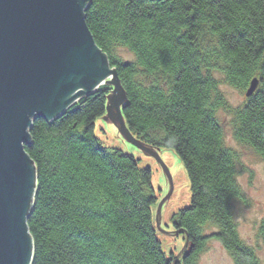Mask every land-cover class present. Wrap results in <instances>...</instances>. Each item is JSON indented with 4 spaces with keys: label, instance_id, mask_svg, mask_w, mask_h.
I'll list each match as a JSON object with an SVG mask.
<instances>
[{
    "label": "trees",
    "instance_id": "1",
    "mask_svg": "<svg viewBox=\"0 0 264 264\" xmlns=\"http://www.w3.org/2000/svg\"><path fill=\"white\" fill-rule=\"evenodd\" d=\"M85 16L117 70L129 130L174 152L185 169L191 204L171 219L190 239L181 264H197L212 239L235 264H260L234 221L241 196L237 158L217 118L212 70L238 90L260 79L236 113L235 137L264 158V0H91ZM121 48L134 62L117 56ZM103 89L83 99L77 112L54 124L40 120L31 130L26 150L38 168L28 219L32 264H172L155 228L152 169L94 137L110 94ZM260 230L264 238V222Z\"/></svg>",
    "mask_w": 264,
    "mask_h": 264
},
{
    "label": "water",
    "instance_id": "2",
    "mask_svg": "<svg viewBox=\"0 0 264 264\" xmlns=\"http://www.w3.org/2000/svg\"><path fill=\"white\" fill-rule=\"evenodd\" d=\"M90 2L0 0V264L33 262L27 221L38 188L37 166L24 145L32 143L28 128L36 115L50 123L81 99L103 88L115 89L107 95V116L127 142L155 158L173 181L158 154L162 149L150 148L133 135L122 116L127 99L117 70L85 21ZM259 85L255 77L246 96H253ZM172 193L171 189L159 203L156 224L160 232L185 236L187 251L190 239L185 230L161 228L163 207Z\"/></svg>",
    "mask_w": 264,
    "mask_h": 264
},
{
    "label": "rangeland",
    "instance_id": "3",
    "mask_svg": "<svg viewBox=\"0 0 264 264\" xmlns=\"http://www.w3.org/2000/svg\"><path fill=\"white\" fill-rule=\"evenodd\" d=\"M117 54L123 61L134 62V55L127 49L121 48L117 51ZM212 72L218 81V91L215 97L220 100L221 104L217 116L224 129L225 146L231 149L237 158V181L241 196L235 201L233 210L236 229L243 243L254 251L259 263L264 264V238L260 230L264 222V158L254 148L239 142L235 137L236 113L247 104V91L243 92L227 85L220 69H213ZM96 126L99 135L101 134L100 130L107 133V135L101 134L106 146L122 149L123 141L126 139L122 136L114 119L106 116V118L99 119ZM127 143L129 144V142ZM136 149L128 150L126 147L124 148L131 154L138 155L137 157L142 160V167L150 166L152 169L153 185L159 197V202L154 207V214L156 215L159 203L170 192V185L167 184L168 178L164 175L165 171L162 169L161 164L155 158ZM159 152L163 162L171 170L170 173L175 183V191L170 199L165 202L162 211V227L164 230L172 232L175 228L171 219L178 211L183 207L186 208L185 206L189 204L191 197L189 181L178 157L171 155L174 152L170 150H160ZM161 238L164 244L163 250L167 257L172 260L171 263L180 264L183 257L174 256L184 251L185 236L177 237L161 233ZM189 251L187 250V253ZM184 253L186 254V251ZM197 264H234V260L220 241L212 239L208 242L205 251L199 256Z\"/></svg>",
    "mask_w": 264,
    "mask_h": 264
},
{
    "label": "bare ground",
    "instance_id": "4",
    "mask_svg": "<svg viewBox=\"0 0 264 264\" xmlns=\"http://www.w3.org/2000/svg\"><path fill=\"white\" fill-rule=\"evenodd\" d=\"M91 3V2H90ZM89 7V6H88ZM84 14H86V11H84ZM85 21H86V17H85ZM86 24H87V22H86ZM88 26V25H87ZM91 32V31H90ZM106 90H109V91H115V89H112V88H105ZM248 90V89H247ZM247 90H241V91H243V92H245V91H247ZM98 92H101L102 94H104L105 92H104V89H101V90H99V91H97V92H95V93H93L92 95H90V96H93L94 94H96V93H98ZM106 95V94H105ZM107 96V95H106ZM89 97V96H88ZM83 101V99H81L78 103H74L71 107H69L68 109H67V111L65 112V113H63V114H61V115H59V116H57L52 122H48L43 116H39V115H36L35 117H34V119L32 120V123H33V125H32V127H29L28 128V133L31 135V130L33 129V127H34V125H35V123H37L38 121H40V120H43V121H45V123H47V124H54V122L55 121H57L58 119H60V118H62L64 115H66V114H71V113H75V112H77L78 111V107L80 106V103ZM107 101V100H106ZM107 103V102H106ZM123 109H122V113H123ZM106 116H107V114L105 113L101 118H106ZM122 116L124 117V119H125V115H124V113L122 114ZM101 118H99V119H101ZM217 118H218V116H217ZM98 119V120H99ZM97 120V121H98ZM126 121V120H125ZM117 127H119L118 125H117ZM95 130L93 131V134H94V137L97 139V140H99L100 142H101V144H103L105 147H106V145H105V143L103 142V139H102V137H101V134H105V135H107V133H104V132H102V130H100L101 131V134L99 135L98 134V130H97V126H95V128H94ZM32 137V136H31ZM94 138V139H95ZM142 142H146V141H143L142 139H140ZM73 141V139H72V137H70V144L72 145V142ZM124 142V144H122V149L121 148H117V149H119V150H122V152H123V154H126L128 157H132V158H134V160H135V162H137L138 160H140V165L142 164V160L140 159V158H138L137 156H135L134 154H131V152H128V151H126V150H124V148L126 147V149H128V150H135L137 147H135L134 145H131L130 143L128 144L127 142H126V140L125 141H123ZM33 143V142H32ZM32 143L31 144H28V143H26L25 145H24V150H25V153L28 155V157L31 159V160H33L32 158H31V156L29 155V153L27 152V150H26V146H31L32 145ZM78 143L77 142H75L74 141V145H77ZM107 147H110V146H107ZM124 147V148H123ZM129 147V148H128ZM150 148H153V149H155L153 146H149ZM80 148H81V146L79 147V151H80ZM113 148H116V147H113ZM132 148V149H131ZM136 150H139V148H137ZM156 150V149H155ZM140 152H143V151H141V150H139ZM159 155H160V153H158ZM162 155H163V153H161ZM171 155H173L174 157H176V154L175 153H172ZM172 156V157H173ZM34 161V160H33ZM139 162V161H138ZM37 166V165H36ZM168 169H169V167H167ZM175 168V167H174ZM169 171L171 172V170L169 169ZM179 171V170H178ZM172 173H173V171H172ZM164 175H166V178H169L168 177V175L167 174H165L164 173ZM172 179H173V177H172ZM37 180H38V168H37ZM168 180V182H167V184H169L170 185V190L172 189L173 190V192L175 191V183H174V180L173 181H171L170 179H167ZM172 182H173V188H172ZM189 190H190V186H189ZM37 193H38V188H37V192H36V195H35V198H36V196H37ZM172 195H173V193H172ZM190 195H191V193H190ZM190 204H191V197H190V201H189V204H188V206H185L186 208H188L189 206H190ZM34 207H35V202H34V206H33V208H32V211L30 212V214L29 215H31L32 213H33V210H34ZM183 209H185L184 207H183ZM182 210V209H181ZM163 220V219H162ZM156 221V220H155ZM27 224H28V221H27ZM211 227L212 226H214V225H210ZM174 227V226H173ZM28 228H29V226H28ZM155 228H156V230L159 232L158 233V238H159V241H160V243H161V246H162V248H163V246H164V244H163V240H162V238H161V233L162 234H167L166 232H160L159 231V228H158V226H157V224L155 223ZM161 228L163 229V227H162V224H161ZM211 229V228H210ZM213 229H214V231L216 232V228H214L213 227ZM219 229H217V231H218ZM30 231V230H29ZM167 231V230H166ZM174 231H176V229H174ZM174 231H172V232H174ZM186 231V230H185ZM213 230H211L210 231V233L212 232ZM187 232V231H186ZM215 234V233H214ZM211 235H213V234H211ZM32 236V235H31ZM189 236V235H188ZM34 241V240H33ZM191 246V244L189 245V247ZM35 247V246H34ZM188 247V248H189ZM167 248V247H166ZM165 252V251H164ZM181 252H183V251H181ZM179 253V254H177L176 256H174V257H185L186 256V254H188L187 253V251H186V254L185 253ZM169 257H171V256H169ZM176 261H177V259H176ZM181 263H182V260L180 261ZM180 263V264H181ZM32 264V263H31ZM235 264V263H234Z\"/></svg>",
    "mask_w": 264,
    "mask_h": 264
}]
</instances>
